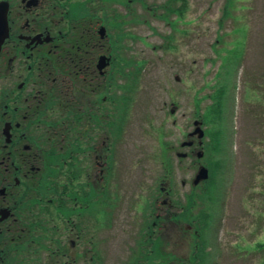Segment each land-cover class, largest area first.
Instances as JSON below:
<instances>
[{
  "label": "flooded vegetation",
  "instance_id": "1",
  "mask_svg": "<svg viewBox=\"0 0 264 264\" xmlns=\"http://www.w3.org/2000/svg\"><path fill=\"white\" fill-rule=\"evenodd\" d=\"M188 10V0H0V264H11L21 245L16 264H201L206 221L191 216L186 199L168 198L167 174L142 203L124 200L108 144L123 128L117 108L135 101L136 88L123 84L129 77L137 84L140 59L130 54L140 28L149 30L153 49L181 60ZM190 137L186 148L196 155L201 147ZM70 142L83 149L53 170L61 186L56 205L73 212L52 238L44 240L37 225L34 242L23 221L34 208L46 212L38 186L44 151ZM28 197L35 201L27 216Z\"/></svg>",
  "mask_w": 264,
  "mask_h": 264
},
{
  "label": "rangeland",
  "instance_id": "2",
  "mask_svg": "<svg viewBox=\"0 0 264 264\" xmlns=\"http://www.w3.org/2000/svg\"><path fill=\"white\" fill-rule=\"evenodd\" d=\"M225 1L188 0L181 60L153 49L149 30L140 28L141 40L130 55L140 59L139 67L145 65L114 144L113 166L121 184L114 188L124 189V200L142 203L167 174L172 188L168 198L183 201L193 194L194 215L206 199L203 233L209 246L215 244L221 211L226 215L219 246L212 248L214 264H262L264 247L260 251L256 244L264 242V0H231V15L220 17ZM216 37L213 48L208 46ZM195 117L204 124L209 198L197 196L201 186L189 185L194 157L175 154L187 150L178 145ZM162 156L169 158L168 171Z\"/></svg>",
  "mask_w": 264,
  "mask_h": 264
},
{
  "label": "trees",
  "instance_id": "3",
  "mask_svg": "<svg viewBox=\"0 0 264 264\" xmlns=\"http://www.w3.org/2000/svg\"><path fill=\"white\" fill-rule=\"evenodd\" d=\"M227 13V11L225 12ZM83 149V144L81 142H76V143H67L63 150H60L59 152L53 153V148L52 146H48L45 151H44V166H43V170H42V178L40 180V182L38 183V186L40 188V190L42 191L43 194V201H45V205L43 207V209L46 212H51L50 207L53 206V211L59 210L61 212V214L65 217L68 216L69 214H71V212H73V207H71L70 205H66V204H61V205H56V200H55V193L58 189H60V185L59 182L55 179V174H54V163L58 162L59 160H62L64 157H69L72 161L73 156H72V152L75 151H81ZM67 169H70L69 164L66 165ZM66 175L68 176V178H70V173L66 172ZM75 176V175H74ZM37 187V186H36ZM65 188L67 190H72L73 186L71 184V182H69V187L68 184L66 183V181H63V186L62 189ZM48 199V200H46ZM32 200L35 201V198L32 197H28L26 198L25 202L27 203L26 206V215H29V210L28 208H31L32 206ZM83 209V208H81ZM46 212H43V214L40 215V213L36 212V209H32L30 211L31 216L30 218H25L24 219V224L26 222V227L30 228L28 229V233L31 234L29 237L34 238V242H36L38 240V237L40 235V233L36 234L35 232H37V225L41 228L43 234V238L44 240L47 239V237L52 238V233L55 232V229L53 228V226L46 224L45 220L50 219L48 217V215L46 214ZM43 216V219L42 217ZM32 219V220H31ZM32 229V230H31ZM262 245V243H258L257 244V248H259ZM21 253L23 252L24 248L23 246H18V248H13L12 249V256L10 258L11 260V264H16L15 259L17 260H21V257L19 255V257L17 256V253ZM27 250V249H26ZM199 250L202 252V246L199 248ZM200 253V252H199ZM201 254V253H200ZM200 256V255H199ZM25 258V257H23ZM201 259V257H200ZM20 264V262L18 263ZM262 264H264V262H262Z\"/></svg>",
  "mask_w": 264,
  "mask_h": 264
},
{
  "label": "water",
  "instance_id": "4",
  "mask_svg": "<svg viewBox=\"0 0 264 264\" xmlns=\"http://www.w3.org/2000/svg\"><path fill=\"white\" fill-rule=\"evenodd\" d=\"M2 22V19H0V23ZM3 25H5V22L3 21ZM5 32H6V28H5ZM4 33V32H3ZM5 34V33H4ZM2 38H3V36H2V31H0V42H1V40H2ZM196 130H198V138H200L201 137V135H202V130L198 127V126H196L195 127V131ZM194 131V132H195ZM206 168H204V167H201L199 170H198V172H197V174H196V179H195V181L198 179V178H204V177H206Z\"/></svg>",
  "mask_w": 264,
  "mask_h": 264
}]
</instances>
